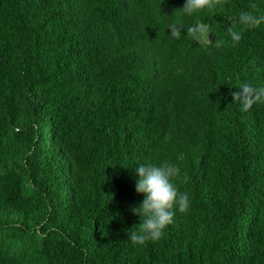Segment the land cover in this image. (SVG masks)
Returning <instances> with one entry per match:
<instances>
[{
    "label": "trees",
    "instance_id": "1",
    "mask_svg": "<svg viewBox=\"0 0 264 264\" xmlns=\"http://www.w3.org/2000/svg\"><path fill=\"white\" fill-rule=\"evenodd\" d=\"M185 3L0 0V264H264V103L232 95L264 86V23H234L264 0ZM163 161L190 206L133 245L135 170Z\"/></svg>",
    "mask_w": 264,
    "mask_h": 264
},
{
    "label": "clouds",
    "instance_id": "2",
    "mask_svg": "<svg viewBox=\"0 0 264 264\" xmlns=\"http://www.w3.org/2000/svg\"><path fill=\"white\" fill-rule=\"evenodd\" d=\"M225 0H186L183 5L182 13L193 15L204 10L213 11L217 6H221ZM254 11L242 12L234 23H239L245 28L259 27L264 23V14L256 15L255 3L249 6ZM183 24H171V36L179 39ZM188 37L193 41H208L210 29L207 24L197 23L186 29ZM228 34L235 47L242 39V33L228 29ZM224 41L216 40L215 47L220 48ZM241 91L232 93L233 100L240 102L244 110H248L254 104L264 103V86H254L251 83H243L238 86ZM139 179L136 181V191L144 193V199L139 207H133V213L138 214L141 223L138 224V230L133 231L130 240L133 245H145L148 241H159L164 237L165 229L173 223L176 210L187 212L190 206L189 194L179 191L173 179L179 180L180 168L168 161H163L159 166L141 164L136 168Z\"/></svg>",
    "mask_w": 264,
    "mask_h": 264
}]
</instances>
